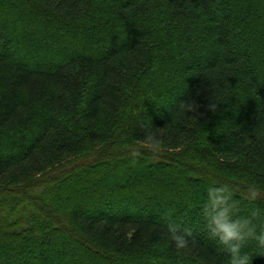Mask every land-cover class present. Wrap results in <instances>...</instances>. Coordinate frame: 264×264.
Masks as SVG:
<instances>
[{
    "label": "trees",
    "instance_id": "trees-1",
    "mask_svg": "<svg viewBox=\"0 0 264 264\" xmlns=\"http://www.w3.org/2000/svg\"><path fill=\"white\" fill-rule=\"evenodd\" d=\"M209 183L264 210V0H0V264H224Z\"/></svg>",
    "mask_w": 264,
    "mask_h": 264
},
{
    "label": "clouds",
    "instance_id": "clouds-1",
    "mask_svg": "<svg viewBox=\"0 0 264 264\" xmlns=\"http://www.w3.org/2000/svg\"><path fill=\"white\" fill-rule=\"evenodd\" d=\"M180 110L195 112L197 104L194 99H180ZM214 109L216 105L210 103ZM145 139L152 146L160 144L162 137L157 127L145 129ZM249 199L255 200L260 189L250 185ZM202 212L208 237L215 241L227 253L224 264H252L255 254L264 255V210L253 206L247 214L240 211L239 202L229 185L209 183L205 188ZM168 239L177 249L190 246L191 230L182 228L179 223L169 222ZM250 245H254L249 249ZM249 249V250H246Z\"/></svg>",
    "mask_w": 264,
    "mask_h": 264
},
{
    "label": "rangeland",
    "instance_id": "rangeland-1",
    "mask_svg": "<svg viewBox=\"0 0 264 264\" xmlns=\"http://www.w3.org/2000/svg\"><path fill=\"white\" fill-rule=\"evenodd\" d=\"M71 32H72V31H71ZM71 32H70V33H71Z\"/></svg>",
    "mask_w": 264,
    "mask_h": 264
}]
</instances>
